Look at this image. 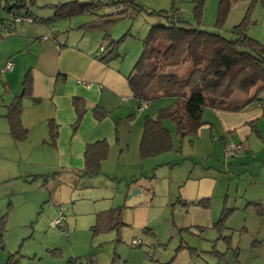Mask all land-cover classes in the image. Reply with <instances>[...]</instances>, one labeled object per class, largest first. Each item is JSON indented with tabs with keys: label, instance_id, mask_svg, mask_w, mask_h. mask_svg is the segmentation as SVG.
Instances as JSON below:
<instances>
[{
	"label": "rangeland",
	"instance_id": "rangeland-1",
	"mask_svg": "<svg viewBox=\"0 0 264 264\" xmlns=\"http://www.w3.org/2000/svg\"><path fill=\"white\" fill-rule=\"evenodd\" d=\"M25 1L27 11L33 16L47 19L52 15L48 5L73 0ZM219 1L203 0L202 16L196 25L192 13L195 0H135L144 11L132 19L116 22L110 30L111 36L114 40L122 39L120 54L125 55V61H131L133 65L142 49L141 39L150 25L165 22L149 12H170L175 7L184 20L197 28L219 32L227 37L231 36L230 28L247 17L250 25L246 35L264 47L262 4L258 1L249 9L248 1L234 3L223 28L216 30L214 25ZM108 11V7L102 6L95 13L104 14ZM89 17L88 14H81L57 19L52 28L62 27L63 30L58 33L61 36L69 28L70 22ZM24 25L35 27L36 30L43 26L48 34V25L40 23L38 19ZM1 43L0 50L4 46ZM4 82L0 80V131L2 124L6 123L1 115L5 111L3 103L8 98ZM16 95L19 96L20 92ZM164 124L171 131L175 149L159 157L162 162L158 166H154V158H148L142 161V165L133 166L131 171L129 166L118 167L120 173L128 175L133 172L134 176L127 178V181L117 176L116 180L112 179L109 183L99 175L96 181L88 179L92 187L84 186L83 180L77 188L67 182L69 186L62 185L60 190H56L58 193L56 197L53 194V198H57L60 204L57 211L60 207H67L63 228L51 224L57 212L55 215L50 213V184L44 186L43 179L24 178L25 172L21 169H14V176H5L2 171L10 169L12 162L0 151V264H7L9 255L14 257L16 264H264V211L258 214L254 208L246 209L231 198L227 206L234 210L226 223L230 230L224 234L230 236L228 246L221 239L215 242L218 235L211 228L220 214L222 200L218 202L219 198L214 199L210 207L202 212L190 207L182 209L177 199L186 186L191 167L203 171L214 170L208 167L210 159L203 157V149L198 153L197 146H192L187 140L182 141L179 147L173 124L169 120H165ZM220 174L227 176L225 172ZM149 184L152 185L151 191L147 189ZM133 191L136 193L132 194ZM117 207L122 209L121 219L125 225L94 234L91 227L96 214ZM94 209L97 210L93 212ZM203 212H206V216L201 214ZM195 226L206 228L198 231ZM189 228H195L193 233ZM133 241L141 244L136 246L132 244ZM181 243L194 248L196 253H190L189 249L180 246ZM213 244L223 254L222 260H218L211 252ZM235 247H238L237 258L232 250Z\"/></svg>",
	"mask_w": 264,
	"mask_h": 264
},
{
	"label": "crops",
	"instance_id": "crops-1",
	"mask_svg": "<svg viewBox=\"0 0 264 264\" xmlns=\"http://www.w3.org/2000/svg\"><path fill=\"white\" fill-rule=\"evenodd\" d=\"M91 19L92 16L70 22L69 28L61 36L58 33L63 30L62 27L52 28L57 19L48 23L40 22L54 31L51 37H48L43 26L36 30L24 23L17 24L13 27L12 34L0 39V43L4 45L0 50V69L8 60L13 63L12 69L5 72L1 79L5 81L3 87L8 93V98L3 103L5 111L1 115H5L8 104L21 96L22 80L28 70L32 77L31 96L39 100L34 104L28 97L21 99V122L28 130L25 141L14 143L8 134L7 121L2 124L0 151L11 158L12 162L10 169L2 173L14 176L16 173L13 170L21 169L25 172L24 178L43 179L44 186L50 184L52 190L49 193V209L52 215H55L60 205L55 198L60 186L71 185L77 188L83 180L84 186H93L88 180L90 178L82 175L83 152L87 144L100 140L108 143V157L102 163L99 174L104 177L102 179L111 183L110 180H116L117 176L125 181L132 178L133 172L128 175L120 173L118 167L129 166L131 171L133 166L142 165V161L146 160L141 159L138 153L144 118L142 114L153 117L169 101L156 100L148 103L142 112L135 111L137 101L127 82L133 65L131 61H125V55L109 65L95 59L94 54L103 35L101 32H83L80 29L81 25ZM63 26L65 28L66 24ZM18 92L19 96L16 95ZM74 97L83 99L85 103V112L77 123L72 105ZM259 97L260 101L238 111L210 107L203 109L202 125L196 138L192 142L185 140L192 146L196 145L198 153L200 149L204 150L203 157L210 159L208 167L213 168L214 172L191 167L185 181L186 186L177 199L182 209L190 207L206 211L213 200L219 198L218 202L222 200V210L234 198L246 209L252 207L256 213H263L264 92ZM96 108L105 111V116L100 121L94 117ZM48 120H53L57 126L58 136L54 147L47 143ZM167 127L170 129L169 125ZM228 143L242 144L243 150L232 157H225L224 146ZM174 149L173 141L172 151ZM165 154L151 157L154 158V166L162 162L159 157ZM220 172H225L227 176ZM99 175L91 178L96 181ZM148 187L152 188V185L149 184ZM202 199L208 200L206 208L198 205ZM201 214L206 216V212ZM198 227L206 228L195 226ZM194 229L189 228L192 233Z\"/></svg>",
	"mask_w": 264,
	"mask_h": 264
},
{
	"label": "trees",
	"instance_id": "trees-1",
	"mask_svg": "<svg viewBox=\"0 0 264 264\" xmlns=\"http://www.w3.org/2000/svg\"><path fill=\"white\" fill-rule=\"evenodd\" d=\"M9 1L7 10L0 9L1 18H5V11L10 9L27 12L25 0ZM239 1H248L249 9L258 1L264 7V0H220L214 25L216 30L223 28L232 5ZM102 6L108 7L109 11L104 14L95 13ZM202 6L203 0H195L192 13L196 25L200 23ZM47 7L52 12L51 17L40 19L34 16L35 21L38 19L39 22L48 23L81 14L92 16L91 21L81 25L80 29L83 32L102 33V42L94 57L105 65L123 58L119 51L122 39L114 40L110 36L113 25L125 18L132 19L144 11L135 0H73ZM149 14L160 17L165 22L150 25L145 37L141 39L142 49L127 76V82L134 100L137 101L136 106L142 101L148 104L163 98L169 102L155 116L145 115L143 118L138 144L141 159L172 151V136L164 125L165 120L173 124L180 147L183 140L192 142L196 138L202 125L201 113L205 107L238 111L260 101L259 96L264 92V47L246 35L250 25L247 17L232 26L229 31L231 36L227 37L219 32L197 28L184 20L179 9L175 7L170 12L152 11ZM6 36L0 33V39ZM31 82L32 77L28 70L22 80L21 96L6 106L4 118L7 121L8 134L14 143L25 141L28 135V130L21 122V99L28 97L34 104L39 101L31 96ZM72 105L77 123L85 112V103L83 99L74 97ZM104 116L105 111L100 108L94 110L96 120L100 121ZM47 127V143L54 147L58 136L57 126L53 120H48ZM108 152L109 146L105 140L87 144L83 152L82 175L89 178L99 175ZM147 189L151 191L150 187ZM198 205L206 208L208 200L202 199ZM232 211L224 205L218 219L212 223L211 228L218 235L215 242L221 239L229 246L230 236L224 234L230 230L226 223ZM121 213V207L97 213L91 227L92 232L96 234L102 230L122 227L125 223L121 219ZM197 229L202 231L204 228ZM180 246L189 249L190 253H196L194 248L184 243ZM232 250L237 258L238 247ZM211 252L218 260L223 259V254L215 249V244ZM16 263L14 257L9 255L7 264Z\"/></svg>",
	"mask_w": 264,
	"mask_h": 264
},
{
	"label": "built area",
	"instance_id": "built-area-1",
	"mask_svg": "<svg viewBox=\"0 0 264 264\" xmlns=\"http://www.w3.org/2000/svg\"><path fill=\"white\" fill-rule=\"evenodd\" d=\"M7 6H10L9 0H0V9H6ZM35 21L34 16L29 12L24 11H17L15 9H10L9 11H5V18L0 17V33L4 35H10L13 32V27L17 24L23 23H33ZM54 31L52 29L48 32V37L52 36ZM47 37H44V39ZM13 67V63L8 60L6 61L5 65L0 69V79L2 78L3 74L7 71H10ZM147 106V103L140 102L139 105L135 107L136 112L143 111ZM243 150L242 144H231L228 143L224 146V156L225 157H232L237 155ZM64 212L65 208L60 207L57 211L56 218L51 222L53 226H57L60 228L64 227ZM132 244L140 245L141 242L133 241Z\"/></svg>",
	"mask_w": 264,
	"mask_h": 264
},
{
	"label": "water",
	"instance_id": "water-1",
	"mask_svg": "<svg viewBox=\"0 0 264 264\" xmlns=\"http://www.w3.org/2000/svg\"><path fill=\"white\" fill-rule=\"evenodd\" d=\"M135 193H136V192H134V191L132 192V194H135Z\"/></svg>",
	"mask_w": 264,
	"mask_h": 264
}]
</instances>
